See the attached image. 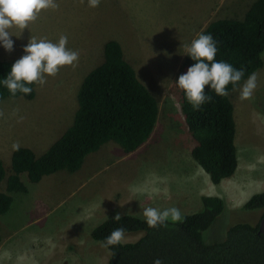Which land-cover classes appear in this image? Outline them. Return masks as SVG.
<instances>
[{"label": "rangeland", "instance_id": "obj_1", "mask_svg": "<svg viewBox=\"0 0 264 264\" xmlns=\"http://www.w3.org/2000/svg\"><path fill=\"white\" fill-rule=\"evenodd\" d=\"M252 1L101 0L98 7L90 8L87 0L83 4L55 0L59 7L42 10L23 32L10 30L13 50L8 52L0 45V60L19 59L31 38L55 43L61 35L67 36V48L78 51L79 59L74 67L65 66L55 77H47L43 86L36 84L33 99H0V128L6 121L10 127L6 131L12 134L0 132L4 143L0 156L8 172L7 150L14 143L31 145L28 147L39 155L46 149L44 143L52 142L71 125L80 83L102 59L106 40L121 44L137 77L157 98L160 113L150 138L133 152L125 154L117 143L109 141L111 145L105 143L88 154L74 172L59 170L35 184L23 176L28 192L12 193L10 208L0 214V264H104L109 251L91 237V230L102 221L81 219L99 188L128 184L137 187L136 191H146L139 186L150 182L169 191L188 192L195 179L192 165L202 168L191 156L194 139L183 119L182 90L176 85L179 76L187 72L180 66L184 45H190L213 17L241 18ZM253 73L257 87L251 99L239 98V89L248 78L229 93L234 104L238 166L218 188L225 209L203 232L207 243L223 240L231 224L255 222L259 216L256 211L240 210L253 193L264 191V64ZM15 121L25 133L43 130L44 123L61 125L39 143L38 138L27 135L16 139L17 131L12 130ZM4 183L5 179L0 191ZM124 193L122 188L116 197ZM171 201L170 194L165 202ZM188 206L180 209L182 215L197 210ZM141 235L126 232L125 242Z\"/></svg>", "mask_w": 264, "mask_h": 264}, {"label": "trees", "instance_id": "obj_2", "mask_svg": "<svg viewBox=\"0 0 264 264\" xmlns=\"http://www.w3.org/2000/svg\"><path fill=\"white\" fill-rule=\"evenodd\" d=\"M200 34H210L216 41V61L244 69L240 84L264 64V0H253L241 18H211ZM17 59L0 60V99L12 96L2 81ZM194 63L185 53L180 66L187 71ZM30 87L33 89L30 94L18 92L12 97L33 99L36 84ZM233 89L232 84L227 86L228 93ZM205 94L212 101L194 110L182 91L181 110L194 139L191 156L210 181L218 184L231 177L238 166L234 104L229 94L217 96L207 87ZM159 113L157 98L137 77L121 44L114 39L106 40L102 59L80 83L71 125L39 155L25 146L13 149L9 172L0 158V182L5 179L4 190L0 191V214L10 208L12 193L27 192L23 176L35 184L59 170L74 172L88 154L108 141L117 143L125 154L133 152L150 138ZM224 209L222 197L202 196L200 208L183 214L181 222L169 221L167 227L149 228L144 218L125 214L116 221L112 216L96 225L91 237L102 243L121 227L125 233H142L133 242L107 248L109 254L104 264H153L156 258L163 264H264V234L259 232L264 216V191L253 193L240 207L259 212L255 222L233 223L223 240L205 242L203 232Z\"/></svg>", "mask_w": 264, "mask_h": 264}, {"label": "clouds", "instance_id": "obj_3", "mask_svg": "<svg viewBox=\"0 0 264 264\" xmlns=\"http://www.w3.org/2000/svg\"><path fill=\"white\" fill-rule=\"evenodd\" d=\"M81 4L84 0H79ZM88 7L96 8L101 0H87ZM59 5L55 0H0V45L11 52L14 42L11 29H19L23 32L31 22H34L42 10H55ZM67 36L61 35L57 42L41 38H31L23 48L25 53L11 66V70L3 79V86L12 96L18 92L25 95L32 92L30 85L43 86L47 77H55L61 68L75 66L79 59V52L67 48ZM185 53L195 63L191 65L185 74L179 76L177 87L182 90L185 97L194 110H199L205 102H211L212 97L205 94L206 87L214 91L217 96H227V86H237L244 76V69H236L231 64L216 61V41L210 34H198L190 45H184ZM257 75L252 73L240 87V99H251L257 87ZM0 116L3 113L0 112ZM19 143L13 144L14 150H19ZM143 218L149 228L167 227L169 221L176 223L182 221V214L176 207L160 210L154 207L143 209ZM120 214L114 217L119 221ZM125 242V229L117 228L102 242V247L109 248ZM153 264H163L160 258H156Z\"/></svg>", "mask_w": 264, "mask_h": 264}, {"label": "crops", "instance_id": "obj_4", "mask_svg": "<svg viewBox=\"0 0 264 264\" xmlns=\"http://www.w3.org/2000/svg\"><path fill=\"white\" fill-rule=\"evenodd\" d=\"M64 120L65 119L63 118L62 123H64ZM44 124H45V128L43 130H39V129L37 130L34 128L30 132L25 133L24 131H21V129H19L21 126L19 123L16 124V121H15V123H13L12 125V130L17 131L16 139L18 140H19V136L24 135L25 137L27 135L31 139L38 138V142L43 143L45 142V139H47L46 136L49 135L50 133H53L55 129L57 127H60L61 125L58 122H57L58 125L55 123L53 124L44 123ZM2 125H3V128H0V132L2 134H5L6 136L12 135L11 130L10 132L6 131L7 128H10L8 127L9 125L6 124V121L3 122ZM27 126L30 127V125H27ZM19 131L22 133H18ZM50 143L49 142L44 143L42 147L47 148L50 145ZM110 143H107V144L111 145ZM0 145H4L3 141H0ZM19 145L26 146V147L28 146L33 147L27 144H19ZM12 150L13 148H10L7 150L8 156H10ZM0 158L2 160L1 156ZM194 166L195 165H192V170H193V176L195 177V179H194L193 186L189 188L188 192L181 193L182 190H179V192L169 191L163 187H158L157 184L155 185L150 182L147 185L139 186L140 188L146 191H136V189H138L137 187H131L128 184L123 187H121V185H119L118 187V184H113L111 186L109 185V187L99 188V191L93 194V197L91 198L92 200L91 206H89L88 209L84 210L83 214L81 213L83 215L81 216V219L83 221H104L105 219L112 217V216H116L117 214H120V215L132 214L134 216L143 218V215H142L143 209L147 207H154L160 210H164V209L171 208V207H176L180 210L181 208L183 209V207L187 205H191L193 209L198 210L201 206L202 196L221 197V194L218 191V188L220 184H222V182L226 179L222 180L218 184H213L210 181L209 176L205 171H204L205 172L204 174L202 169L197 167L198 169L197 170ZM27 187H28V184H27ZM122 188H125L127 195L124 196L126 194L124 193L123 196L116 197L118 196V192ZM184 188L186 187L182 186V189ZM28 190H29V187H28ZM138 194H140L141 197L138 198ZM170 194L172 195L171 203L165 202ZM174 194L176 198L173 197Z\"/></svg>", "mask_w": 264, "mask_h": 264}, {"label": "water", "instance_id": "obj_5", "mask_svg": "<svg viewBox=\"0 0 264 264\" xmlns=\"http://www.w3.org/2000/svg\"><path fill=\"white\" fill-rule=\"evenodd\" d=\"M259 232L264 234V216L261 218L260 220V224H259Z\"/></svg>", "mask_w": 264, "mask_h": 264}]
</instances>
